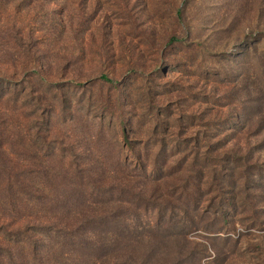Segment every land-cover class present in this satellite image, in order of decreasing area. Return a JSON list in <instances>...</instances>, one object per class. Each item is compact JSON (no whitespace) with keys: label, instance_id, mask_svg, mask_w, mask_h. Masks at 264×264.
Here are the masks:
<instances>
[{"label":"rangeland","instance_id":"374dc122","mask_svg":"<svg viewBox=\"0 0 264 264\" xmlns=\"http://www.w3.org/2000/svg\"><path fill=\"white\" fill-rule=\"evenodd\" d=\"M263 29L264 0H0V83L17 84L3 99L19 100L20 133L40 132L46 161L92 149L116 169L118 155L135 164L138 154L149 160L151 193L175 194V203L176 194H204L210 219L221 195L238 204L249 195L238 215L228 208L226 229L191 232L197 245L180 264H264V69L255 54L241 55ZM8 108L0 103V138ZM167 145L158 181L156 152ZM247 152L251 175L240 179L245 167L226 159ZM198 174L200 191L183 187ZM155 219L152 209L142 222ZM177 245L163 244L164 258Z\"/></svg>","mask_w":264,"mask_h":264},{"label":"trees","instance_id":"16d2710c","mask_svg":"<svg viewBox=\"0 0 264 264\" xmlns=\"http://www.w3.org/2000/svg\"><path fill=\"white\" fill-rule=\"evenodd\" d=\"M243 49L241 55L249 58L255 54L264 69V29L256 37L246 39ZM5 87L8 91L2 92ZM12 88L14 91L17 88L15 82L0 83V100L10 107L9 114L6 113L8 123L0 138V264H180L181 257L194 251L196 243L192 244L188 237L191 232L214 233L226 229L231 223L228 208L233 206L235 213L244 200L248 201L247 194L240 204L236 196L221 195L215 200L219 205L217 217L210 219L209 212H202L204 194L186 190L185 194H176L179 196L175 203V194H163L166 200H159L163 195L151 193L149 160L142 161L138 154L135 164L118 155L116 169L102 162L103 154L100 151L95 154L92 149L83 150L79 157L72 154L74 159L69 162L62 158L59 163L46 161L45 151L37 148L41 143L40 132L29 136L20 133L22 128L16 118L23 107L17 104L19 100L3 99ZM11 102L15 105L10 106ZM42 119L46 132L52 136L50 119ZM125 125L124 143L132 149ZM168 149L167 145L156 152L159 158L164 156L161 162L157 156L154 161L158 181L166 177L164 173L171 161ZM52 151L50 155L57 157V150ZM28 152H35L42 162L22 157ZM251 158L247 152L226 160L240 163L232 168L245 167V175L243 172L240 176L245 179L251 175L247 169ZM135 170L140 172L133 174ZM261 176L264 178L263 173ZM135 177L145 180L136 182ZM203 183L198 174L197 181H186L183 187L192 184L191 188L200 191ZM152 209L156 219L142 222ZM175 209L181 215L175 214ZM135 219L138 222L133 224ZM168 240L178 245L171 258H164L163 244ZM205 256L210 254L205 252Z\"/></svg>","mask_w":264,"mask_h":264}]
</instances>
